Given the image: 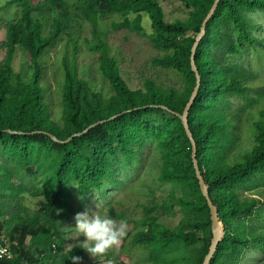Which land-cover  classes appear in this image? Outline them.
Wrapping results in <instances>:
<instances>
[{"label": "trees", "instance_id": "trees-1", "mask_svg": "<svg viewBox=\"0 0 264 264\" xmlns=\"http://www.w3.org/2000/svg\"><path fill=\"white\" fill-rule=\"evenodd\" d=\"M183 2L188 17L168 21L161 0L7 1L16 14L4 30L0 27L5 33L0 59V236L6 237L13 258H0V264H73V256L81 262V248L64 251L74 190L82 198L100 192L112 180V158L119 153L129 157L136 146L148 142L154 144L160 162V183L172 184L175 191L140 207L141 218L130 221L135 233L122 239L119 248L141 249L149 254V264L204 263L213 238L211 212L179 116L196 85L192 46L214 0ZM256 11L264 13V0H220L193 55L200 85L188 126L224 231L211 264H246L245 253L251 247L264 254V230L257 232L251 223L264 210V199L241 193H257L264 186L262 68L239 62L252 55L264 64V41L255 34L261 28L247 15ZM115 15L123 17L115 30L128 28L145 35L148 19L155 46L165 52L153 63L178 75L181 87H165L150 77L140 90L128 86L101 28L102 21ZM86 24L92 26L86 46L97 56L109 95L97 92L78 72L81 41L76 37ZM64 37L74 42L61 59V107L53 113L42 68L47 52ZM18 51L28 71H15ZM235 98L243 105L234 108ZM100 122L105 123L70 140ZM26 174L36 181L22 180ZM24 195L39 198V209L23 208L5 220L3 200ZM176 209L184 218L177 228H168L165 216ZM257 264H264V257Z\"/></svg>", "mask_w": 264, "mask_h": 264}, {"label": "rangeland", "instance_id": "rangeland-1", "mask_svg": "<svg viewBox=\"0 0 264 264\" xmlns=\"http://www.w3.org/2000/svg\"><path fill=\"white\" fill-rule=\"evenodd\" d=\"M7 1L0 0L1 28L13 20L16 14V9L6 6ZM161 4L168 21L183 20L189 15V9L183 0H161ZM247 15L256 26L261 28L260 31L256 30L255 34L258 39L264 41V13L256 11L247 13ZM122 20L123 17L120 15L110 16L102 21L101 28L111 48V56L116 59L122 77L128 86L132 90H140L143 87L144 79L150 77L165 87L171 85L181 87V79L178 75L170 70L158 67L153 63L157 57L164 55L165 52L155 46L151 37L152 29L148 19H145L146 35L128 28L115 30L114 24H118ZM91 30L92 26L86 24L82 35L76 37L81 41L77 53L78 72L80 77L89 83L97 92L109 95L112 91L108 82L100 74L97 56L90 53L86 46L87 39H92ZM2 32L0 33V59L5 54V33ZM73 42L66 37L62 38L54 47L50 48L43 62L42 84L45 87L47 101H49L51 112L53 113H56L61 107V90L63 85L61 59L65 56L68 45H72ZM239 62L246 64L248 67L259 65L262 68L259 72V77L264 79V64L262 61L257 60L252 55H248ZM13 64L15 71L19 73L28 71L29 69V65L27 67L24 65L21 51L17 52ZM243 103L240 99H233L234 108L242 106ZM249 145L248 142H244V146ZM155 152L154 144L148 142L143 146H136L135 152L129 157H125L119 153V157L112 158V180L106 184L103 190L92 193L85 198L80 197L74 190L69 207V216L65 223L67 233L64 251L70 252L73 248H81L79 245L85 240V237L82 235L79 236V233L75 230L74 218L77 213L87 210L90 216L96 212L113 218L117 223L122 220L126 221L127 229L125 237H128L132 236L136 231L130 221L141 218L142 209L140 207L142 205L148 206L174 193L175 188H173L172 184L162 185L159 181L157 168L160 167V162L155 158ZM1 155L2 153L0 152ZM32 171L33 173L36 172V168L33 167ZM43 175V173L40 174V176ZM21 179L24 181L26 179L31 183L36 181V178L30 174L22 176ZM14 182L16 184L19 183L17 179ZM258 190L257 193L242 190L241 193L249 198L259 196L261 199H264V186ZM39 202V198H33L29 195L21 196L18 199H4L2 209L8 213L5 220L10 217V214H15L23 208H27L33 212L38 210ZM114 213L115 215H113ZM183 218L184 213L176 209L173 213L165 216L164 225L168 228L175 229L181 224ZM251 223L257 232L264 230V210L257 213ZM81 249L84 250V256L79 264L150 263L149 254L141 249L129 251V249H120L118 245L109 249L107 253L96 257L91 256L85 249ZM263 257L264 254L262 251L256 247H251L245 253L246 264H257L262 261Z\"/></svg>", "mask_w": 264, "mask_h": 264}, {"label": "water", "instance_id": "water-1", "mask_svg": "<svg viewBox=\"0 0 264 264\" xmlns=\"http://www.w3.org/2000/svg\"><path fill=\"white\" fill-rule=\"evenodd\" d=\"M220 0H214L208 14L205 16V18L203 19V22L201 24V28H200V31L199 33L197 34L196 38H195V42L192 46V55H191V70L194 72L195 74V77H196V85H195V88L190 96V99L186 105V108H185V111H184V114L179 116V118L181 119L182 123H183V126L186 130V135H187V138L189 139L190 141V144H191V149H192V153H191V158L193 159V164H194V169H195V172H196V176H197V179L199 181V185H200V188H201V192H202V195L204 196V198L206 199L207 203H208V206H209V209H210V212H211V222H212V234H213V238H212V242H211V247H210V250H209V253L208 255L206 256L205 258V261L203 264H211L216 252H217V249L222 241V238H223V235H224V231H223V228L221 226V223H220V218H219V214H218V210L216 208V206L214 205L211 197H210V194H209V191H208V187H207V184H206V181L204 179V177L202 176V173H201V170H200V167H199V162L197 160V151H196V145H195V142L193 140V136L190 132V129H189V126H188V113H189V110L191 109L194 101H195V98L197 96V93H198V89H199V85H200V76H199V73H198V70H197V67L195 65V62H194V58H193V55L195 53V50L199 44V42L201 41L202 37L204 36L205 32H206V25L209 21V19L212 17V15L214 14L217 6H218V3H219ZM116 117H114L113 119H115ZM102 123H105V122H100V123H97L96 125L94 126H91L89 129H87L86 131H84L83 133L81 134H77V135H74L70 140H72L73 138H76V137H81L83 135H85L86 133H88L91 129H93L94 127L102 124ZM7 133H10V134H21V133H15V132H11V131H6ZM52 139L55 141V142H58V143H62L60 142L59 140H57L55 137H52ZM68 140L67 142L65 143H69Z\"/></svg>", "mask_w": 264, "mask_h": 264}, {"label": "clouds", "instance_id": "clouds-1", "mask_svg": "<svg viewBox=\"0 0 264 264\" xmlns=\"http://www.w3.org/2000/svg\"><path fill=\"white\" fill-rule=\"evenodd\" d=\"M75 230L85 240L80 247L85 249L91 256L96 257L108 252L109 249L118 246L126 235L127 223H117L111 217L88 211L77 213L75 216ZM73 264H79L80 257H71Z\"/></svg>", "mask_w": 264, "mask_h": 264}, {"label": "built area", "instance_id": "built-area-1", "mask_svg": "<svg viewBox=\"0 0 264 264\" xmlns=\"http://www.w3.org/2000/svg\"><path fill=\"white\" fill-rule=\"evenodd\" d=\"M8 241L5 236H0V258L11 260L13 258L12 250L7 246Z\"/></svg>", "mask_w": 264, "mask_h": 264}]
</instances>
